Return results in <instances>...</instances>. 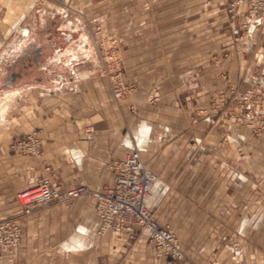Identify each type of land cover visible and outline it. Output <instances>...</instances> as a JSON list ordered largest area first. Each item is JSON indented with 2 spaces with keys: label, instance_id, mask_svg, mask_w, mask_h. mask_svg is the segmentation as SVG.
Segmentation results:
<instances>
[{
  "label": "crops",
  "instance_id": "1",
  "mask_svg": "<svg viewBox=\"0 0 264 264\" xmlns=\"http://www.w3.org/2000/svg\"><path fill=\"white\" fill-rule=\"evenodd\" d=\"M65 1L0 0V220L21 230L0 264H264V134L210 114L227 86L264 95V19L249 22L244 7L232 19L226 0ZM93 22L116 39L136 85L121 101L99 73ZM242 23L248 46L238 55L231 28ZM38 29L58 33L61 47L45 36L36 44ZM9 67L19 75L12 88ZM32 131L38 156L9 150ZM132 150L157 177L147 206L176 235L183 261L156 258L130 221V232L100 234L91 197L29 214L16 200L45 166L64 190L101 191L113 180L107 165Z\"/></svg>",
  "mask_w": 264,
  "mask_h": 264
},
{
  "label": "built area",
  "instance_id": "2",
  "mask_svg": "<svg viewBox=\"0 0 264 264\" xmlns=\"http://www.w3.org/2000/svg\"><path fill=\"white\" fill-rule=\"evenodd\" d=\"M59 2L64 4L65 0ZM242 7L245 8L249 22L264 19V0H226V11L235 18ZM247 25L248 23H242L231 28L233 42L239 47L237 51L239 53L243 52V48L246 51L248 46V35L244 33ZM93 47L100 64L99 73L106 78L113 99L118 102L134 93L135 85L125 78L124 66L118 50L108 44L97 24H94ZM230 97H233V100H230ZM228 100L234 103V113L232 111L228 113L233 116L234 122L246 121L244 124L254 129L253 121L262 116L256 109L264 103V98L253 86L243 90L228 86V90L219 95L218 103L210 111L212 116L219 118L223 116L225 113H221L220 108L227 106ZM263 127L264 120H261L259 129ZM93 131L91 125L85 128L88 140L92 138ZM40 147L41 141L36 131L22 135L9 144L12 153L35 157L40 154ZM107 169L112 174L113 180L111 185L101 191H94L86 186L64 190L51 178V168L45 166L35 185L19 192L16 200L24 214H29L35 206L46 207L51 203L65 205L81 197H91L100 223V234L108 231L130 232L132 227L125 225L126 221H130L137 230L148 233L156 258L171 262L183 261L185 257L176 235L169 225H160L147 206L150 187L156 182L157 177L143 163L139 152L132 150L122 160L111 161ZM20 240V225L13 220H0V254L14 252Z\"/></svg>",
  "mask_w": 264,
  "mask_h": 264
},
{
  "label": "rangeland",
  "instance_id": "3",
  "mask_svg": "<svg viewBox=\"0 0 264 264\" xmlns=\"http://www.w3.org/2000/svg\"><path fill=\"white\" fill-rule=\"evenodd\" d=\"M58 2H59V0H58ZM66 2V1H65ZM60 3V2H59ZM66 3H64V4H61V5H65ZM225 11H226V5H225ZM226 13L228 14V16H230L232 19H236L235 17H233L231 14H229L227 11H226ZM57 21V20H56ZM94 24H97V25H99L100 26V28H101V31H102V35L104 36V38L108 41V44H110V45H113V46H115L116 47V49L118 50V53H119V56H120V58H121V60H122V57H121V53H120V46H119V44H118V42L116 41V39H114V38H112V37H110V36H108V35H106V33L104 32V30H103V28H102V26L98 23V22H93V24H92V27H91V36H92V45H93V42H94ZM43 29H38L37 31H36V33H35V43L37 44H43L44 43V41L45 42H47L48 40H50V39H54V40H57V42H58V44L56 45V49L60 46L61 47V45H62V42H61V39H60V36H59V34L57 33H53V32H51V33H49V32H46L45 30H43ZM43 36H45V39H44V41H43ZM231 36H232V34H231ZM39 37L41 38L40 40H39ZM232 40H234V37L232 36ZM234 51H235V53L236 54H238V55H241V54H243L244 52H245V50H244V48L242 49V47H241V49L243 50V52L242 53H239V52H237L238 50H239V47L235 44V42H234ZM37 50V49H36ZM40 50L36 53V51H35V56H37L38 54H40ZM95 53H96V51H95ZM23 54H25L24 52H23ZM228 54V53H227ZM226 53H224V54H222L223 56H226L227 55ZM96 56H97V53H96ZM99 62V61H98ZM122 63H123V61H122ZM45 66H47V63H45V64H42V65H40V68H39V70H37L39 73L41 72L42 74H40V77L42 76V77H44V74L43 73H45L44 71H43V67H45ZM123 66H124V64H123ZM8 72H9V75H10V73H12V71H10V67L8 68V70H7ZM124 71H125V67H124ZM125 74H126V71H125ZM125 78H126V76H125ZM9 81V80H8ZM7 81V82H8ZM130 82H132V81H130ZM133 83V82H132ZM134 85H135V83H134ZM251 86H253L254 87V89L257 91V89H256V87H255V85H252V84H250V83H247L246 84V86H240V87H237V89H240V90H243V89H245V88H250ZM0 87H1V85H0ZM231 87V86H230ZM228 90V86L226 87V91ZM135 91H136V85H135ZM134 91V92H135ZM224 92V91H223ZM257 93L259 94V95H261L262 96V98H264V95H262L261 93H259L258 91H257ZM133 94V93H132ZM131 94V95H132ZM221 93H219L218 95H217V98H216V100L214 101V102H212L211 103V108H210V111L212 110V108L214 107V105L215 104H217L218 103V98H219V95H220ZM129 97V96H128ZM127 98V97H126ZM233 97H230L229 99L230 100H233L232 99ZM125 99V98H124ZM230 100H228V103H227V106H224L223 108H220L221 109V113H225L223 116H221L220 118L218 117V116H213V117H216V118H219V119H221V120H223V119H230L233 123H236V124H238V125H240L245 131H247L248 133H250V134H253L254 136H260V135H262V134H264V127L262 128V129H259V127H260V121L261 120H264V103H262V104H260V106L256 109V110H258V112L257 113H259V114H262V116L259 118V117H257L254 121H253V123L251 122V121H249V122H251L252 123V127L254 128V129H252V128H248L244 123L246 122V121H243V122H234V120H233V116L232 115H228V113H229V111H232V113H234L233 112V109H234V103L231 101L230 102ZM211 114V116H212V113H210ZM250 114V113H249ZM246 115V114H245ZM245 120V119H244ZM10 150V149H9ZM19 155H21V154H19ZM157 219V221H158V223H162L163 224V222H162V219H161V217H157L156 218ZM161 225V224H160Z\"/></svg>",
  "mask_w": 264,
  "mask_h": 264
},
{
  "label": "water",
  "instance_id": "4",
  "mask_svg": "<svg viewBox=\"0 0 264 264\" xmlns=\"http://www.w3.org/2000/svg\"><path fill=\"white\" fill-rule=\"evenodd\" d=\"M40 49L36 50V53L39 51ZM19 76L17 73H10L9 75V81L7 82V87L12 88V83L14 81V79Z\"/></svg>",
  "mask_w": 264,
  "mask_h": 264
},
{
  "label": "bare ground",
  "instance_id": "5",
  "mask_svg": "<svg viewBox=\"0 0 264 264\" xmlns=\"http://www.w3.org/2000/svg\"><path fill=\"white\" fill-rule=\"evenodd\" d=\"M13 96V95H12ZM8 97V96H7ZM6 101V100H5ZM5 104L1 103L0 104V112H2L3 108H4ZM1 115V114H0Z\"/></svg>",
  "mask_w": 264,
  "mask_h": 264
}]
</instances>
